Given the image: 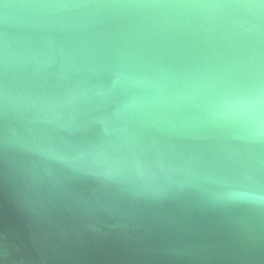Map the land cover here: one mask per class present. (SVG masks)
<instances>
[{"label":"water","instance_id":"1","mask_svg":"<svg viewBox=\"0 0 264 264\" xmlns=\"http://www.w3.org/2000/svg\"><path fill=\"white\" fill-rule=\"evenodd\" d=\"M0 264H264V0H0Z\"/></svg>","mask_w":264,"mask_h":264}]
</instances>
